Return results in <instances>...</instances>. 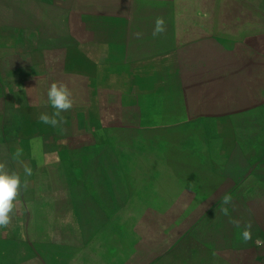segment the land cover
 <instances>
[{
	"label": "rangeland",
	"instance_id": "obj_1",
	"mask_svg": "<svg viewBox=\"0 0 264 264\" xmlns=\"http://www.w3.org/2000/svg\"><path fill=\"white\" fill-rule=\"evenodd\" d=\"M56 5L48 10L59 16L62 42L85 29L125 32L128 49H84L76 54L124 61L126 96L110 88L101 92L98 64L90 70L92 78L81 75L82 68L91 67H83L84 62L78 61L80 71H76L75 53L68 42L61 43L55 60L59 78L74 100L72 109L61 113L63 122L51 126L40 121L42 113L52 116L55 110L46 99L35 97L36 84L28 85L29 98L22 93L21 81L14 84L13 95L6 100L12 109L6 115L0 113V124L5 125L0 138L27 140L30 154L38 157H30L27 164L32 175L23 172V195L18 196L13 212L12 233L19 238H0V264H264V238H252L251 247L218 248V244L199 241L195 227L189 226L195 212L128 209L131 205L123 194L127 180L119 172L120 156L139 152L125 146L135 133L130 125L168 117V110L160 105L164 98L153 103L132 97L135 86L134 91L140 92L147 84L135 82L134 72L154 71L157 85L166 91H173L167 88L176 84L164 77H187L176 90L182 89L187 96L186 110L192 115L198 102L194 96L213 94L211 87L206 88L208 82L193 80L220 68L221 95L235 83L238 93L233 102L238 98V104H252L253 123L259 128L261 119L264 122V0H174L169 5L152 0H59ZM38 10L32 0H0V55L21 43L24 13L30 18ZM157 17L164 19L172 35L173 50L135 38L141 32L153 33ZM23 37L35 42L30 31L23 32ZM213 42L221 44L220 50ZM154 46L160 49H150ZM228 72L235 79L223 80ZM28 112L25 121L22 118ZM136 133L148 137L151 131ZM139 153L148 154L143 149ZM252 197L257 209L237 215L251 213L258 224L251 230L264 229L260 225L264 224L260 207L264 196ZM120 205L125 209L117 210Z\"/></svg>",
	"mask_w": 264,
	"mask_h": 264
},
{
	"label": "crops",
	"instance_id": "obj_2",
	"mask_svg": "<svg viewBox=\"0 0 264 264\" xmlns=\"http://www.w3.org/2000/svg\"><path fill=\"white\" fill-rule=\"evenodd\" d=\"M32 1L39 10L36 16L30 18L24 13L21 43L9 46L8 54L0 55V100H10L17 81H21L24 85L22 93L25 97H30L28 85L31 83L36 84L35 97L47 100V90L51 83L61 82L59 78L61 70L56 66L55 60L59 57L57 52L61 43L67 42L70 43L69 49L75 53L73 64L76 71H80L76 66L78 61L84 62L83 67H86V64L91 67L88 70L84 68L85 71H82V68L81 75L92 78L94 75L91 68L93 64H98L101 92H108L110 88L120 91L123 97L126 96L124 61L117 58L110 61L108 57L94 60L82 54L80 58L79 53L76 54L84 49L109 50L110 48L117 51L128 49L125 47L126 40L129 41L125 32L85 29L84 32H79L75 37H69L67 41L62 42L59 37V16L48 10V8L53 9L55 4L58 6L59 0ZM173 1L152 0L154 3L165 2L168 5ZM28 31L34 36L35 42L23 37V32ZM140 34L139 37H135L138 38L139 43L150 42V45H153L157 42L161 44L162 49L173 50L172 35L168 30L158 36H153L152 32ZM198 45L202 44L198 43ZM212 45L216 49L221 48L219 42H213ZM154 47L150 49H160L158 46ZM223 76L227 77L223 79L226 81L235 79L232 73ZM134 78L135 82L140 80L147 84L140 92L134 91L137 89L135 86L131 92L132 97L150 100L153 103L164 98L160 105L168 110L166 113L168 117L164 121L130 125L129 129L135 133L127 140L125 146L138 148L139 152L143 149L148 154L134 152L119 158L122 164L119 172L127 180L123 194L127 195L128 202L125 203L131 205L128 209L195 212L189 226L195 227L199 241L218 244V248L251 247L252 238H264V229L251 230V240L244 242L242 232L245 225L250 223L251 227L258 226L255 223L257 220H254L251 213L246 216L237 215L240 211L251 212L257 209V206L253 205L252 196H264V136L262 134L264 122L261 119L257 124L259 128L254 125L252 104H238V98L233 102V95L237 96L238 93L235 83L225 87V94L221 95L220 68L210 69L207 74L198 75L193 81L208 82L206 88L211 87L213 94L208 96L196 94L194 97L198 100L195 104L197 110L190 115L184 102L187 96L182 89L176 90L180 82L184 79L188 81L187 77L170 74L164 77L166 79L164 81L176 84L175 87L170 85V88H167L173 91H166L158 86L156 73L150 69L142 73L134 72ZM179 87L182 88L181 85ZM104 95L102 96L104 98L109 96ZM147 104L149 105L148 102ZM10 109L12 107L7 101L0 103V113L6 115ZM29 112L23 116V120H29ZM152 113L155 115L154 112ZM4 129L5 125L0 124V131ZM259 129L262 132L260 135H255ZM141 130L151 133L148 137L146 135L142 137L136 133ZM18 148L23 150V154L19 159H14ZM30 157L38 156L33 152L30 154L27 140L0 138V162H4L10 172L19 173L21 180L24 167ZM19 195L20 197L23 195L22 184ZM224 195L232 197L230 204L224 205L222 199ZM122 205L117 206L116 209L124 210L125 207ZM223 207L229 209L228 215L222 213ZM260 207L264 209V202ZM19 210L23 211L22 208ZM12 220L13 214L10 225L0 228V238H19L12 233L14 226ZM233 220L240 222L239 227L230 222ZM205 225H210L207 232L204 229L201 231ZM260 225L264 226L262 222Z\"/></svg>",
	"mask_w": 264,
	"mask_h": 264
},
{
	"label": "clouds",
	"instance_id": "obj_3",
	"mask_svg": "<svg viewBox=\"0 0 264 264\" xmlns=\"http://www.w3.org/2000/svg\"><path fill=\"white\" fill-rule=\"evenodd\" d=\"M165 21L162 17H157L153 28V36H158L165 31ZM141 34H137L139 37ZM47 101L51 107L55 110L52 116L46 113H42L39 117L40 121L46 125L57 126L63 122L61 113L72 109L74 100L72 98V92L69 87L60 81L51 83L47 90ZM59 118V119H57ZM23 154V150L18 148L15 152L14 159H19ZM24 173L26 176L32 175V169L25 165ZM21 177L17 172H10L4 162H0V228H6L10 225L12 214L16 208V201L20 194L21 189ZM26 187V181L24 182ZM224 205H228L232 202L230 195L223 196ZM224 215L229 214V209L223 207L221 209ZM235 226L239 227L240 222L233 220L230 221ZM251 224L245 225L242 232V239L244 242L251 240ZM257 243H260L257 241Z\"/></svg>",
	"mask_w": 264,
	"mask_h": 264
}]
</instances>
